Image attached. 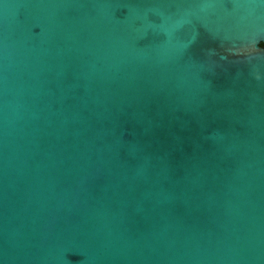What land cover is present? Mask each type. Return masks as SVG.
Returning a JSON list of instances; mask_svg holds the SVG:
<instances>
[{"label": "water", "instance_id": "obj_1", "mask_svg": "<svg viewBox=\"0 0 264 264\" xmlns=\"http://www.w3.org/2000/svg\"><path fill=\"white\" fill-rule=\"evenodd\" d=\"M264 0H0V264H264Z\"/></svg>", "mask_w": 264, "mask_h": 264}, {"label": "trees", "instance_id": "obj_2", "mask_svg": "<svg viewBox=\"0 0 264 264\" xmlns=\"http://www.w3.org/2000/svg\"><path fill=\"white\" fill-rule=\"evenodd\" d=\"M261 46H263V47H264V43H261Z\"/></svg>", "mask_w": 264, "mask_h": 264}]
</instances>
